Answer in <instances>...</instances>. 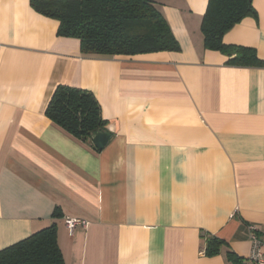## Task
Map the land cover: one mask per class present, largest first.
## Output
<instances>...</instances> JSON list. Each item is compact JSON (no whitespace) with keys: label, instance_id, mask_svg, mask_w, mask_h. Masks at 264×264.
Here are the masks:
<instances>
[{"label":"crops","instance_id":"crops-1","mask_svg":"<svg viewBox=\"0 0 264 264\" xmlns=\"http://www.w3.org/2000/svg\"><path fill=\"white\" fill-rule=\"evenodd\" d=\"M177 52L83 56L30 0H0V251L55 224L64 264L248 261L264 240V67L204 47L208 0H154ZM222 37L264 62V0ZM58 85L97 100V150L46 118ZM58 214L55 215V214ZM81 219L72 233L64 219ZM202 235L225 245L203 255Z\"/></svg>","mask_w":264,"mask_h":264},{"label":"trees","instance_id":"trees-1","mask_svg":"<svg viewBox=\"0 0 264 264\" xmlns=\"http://www.w3.org/2000/svg\"><path fill=\"white\" fill-rule=\"evenodd\" d=\"M251 1L207 3L200 27L204 47L232 57L227 62L230 66L264 67L255 50L222 43L223 35L234 25L256 15ZM30 6L36 13L58 22V36L77 39L83 56H132L180 50L154 0H30ZM44 114L82 142L107 126L92 93L65 85L54 89ZM201 239L206 257L218 255L225 245L216 237L202 235ZM226 260L228 264H245L231 251L226 252ZM0 264H64L55 224L0 251Z\"/></svg>","mask_w":264,"mask_h":264},{"label":"built area","instance_id":"built-area-1","mask_svg":"<svg viewBox=\"0 0 264 264\" xmlns=\"http://www.w3.org/2000/svg\"><path fill=\"white\" fill-rule=\"evenodd\" d=\"M64 222L70 233L78 226L83 228L87 226V223L81 219L65 218ZM255 230V227H249L251 249L248 261L250 264H264V240H259L255 236Z\"/></svg>","mask_w":264,"mask_h":264},{"label":"water","instance_id":"water-1","mask_svg":"<svg viewBox=\"0 0 264 264\" xmlns=\"http://www.w3.org/2000/svg\"><path fill=\"white\" fill-rule=\"evenodd\" d=\"M112 135L113 129L110 127H105L103 131H94L91 134V143L97 150H102L109 143L112 138Z\"/></svg>","mask_w":264,"mask_h":264}]
</instances>
